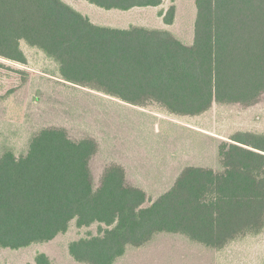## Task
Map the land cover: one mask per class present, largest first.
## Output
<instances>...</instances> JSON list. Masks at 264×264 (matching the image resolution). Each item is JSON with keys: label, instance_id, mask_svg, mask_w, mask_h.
Returning a JSON list of instances; mask_svg holds the SVG:
<instances>
[{"label": "trees", "instance_id": "trees-1", "mask_svg": "<svg viewBox=\"0 0 264 264\" xmlns=\"http://www.w3.org/2000/svg\"><path fill=\"white\" fill-rule=\"evenodd\" d=\"M86 1L123 11L164 2ZM196 7L187 44L167 29L97 24L65 0H0V57L27 65L25 43L54 61L65 82L178 117L199 116L215 103L257 102L264 94V0H196ZM175 17L171 6L164 20ZM98 151L94 137L75 139L46 126L25 153L1 155L0 249L48 243L72 222L97 223L100 234L71 242L69 254L81 263L114 264L161 233L221 249L264 230V133L239 131L223 140L220 169L186 166L150 204L121 164L107 165L94 182ZM34 264L51 260L41 253Z\"/></svg>", "mask_w": 264, "mask_h": 264}, {"label": "rangeland", "instance_id": "rangeland-1", "mask_svg": "<svg viewBox=\"0 0 264 264\" xmlns=\"http://www.w3.org/2000/svg\"><path fill=\"white\" fill-rule=\"evenodd\" d=\"M66 1L98 24L168 29L187 44L194 41L196 0H164L157 7L130 11L107 10L86 0ZM171 6H176V17L167 24L164 15ZM22 47L28 65L0 57V156L6 151L25 153L43 127H63L75 139L90 136L99 143L91 162L96 184L107 165L121 164L129 183L143 188L150 204L170 189L186 166L220 169L223 140L230 141L239 131L264 133V94L251 105L215 103L199 116L178 117L59 81L52 75L54 61L25 43ZM100 232L97 223L79 228L72 222L67 233L48 243L0 249V264H34L41 253L51 264H86L75 261L68 246ZM114 264H264V230L221 249L161 233L139 248L129 247Z\"/></svg>", "mask_w": 264, "mask_h": 264}, {"label": "crops", "instance_id": "crops-1", "mask_svg": "<svg viewBox=\"0 0 264 264\" xmlns=\"http://www.w3.org/2000/svg\"><path fill=\"white\" fill-rule=\"evenodd\" d=\"M66 1V0H65ZM88 2V1H87ZM101 8V7H100ZM104 9V8H103ZM133 9H136V8H133ZM133 9H130V10H133ZM78 10V9H77ZM107 10H111V9H107ZM117 10H119V9H117ZM130 10H127V11H130ZM121 11H123V10H121ZM85 14V13H84ZM92 19V18H91ZM94 22V21H93ZM96 23V22H95ZM98 24V23H97ZM102 25V24H101ZM106 26H110V25H106ZM112 27H116V26H112ZM122 28H127V27H122ZM168 30V29H167ZM28 65V64H27ZM53 76H55V78H58L56 75H55V73H53L52 74ZM59 79V81H63V80H61L60 78H58ZM65 82V81H64ZM65 83H69V82H65ZM75 86H79V85H75ZM80 87H82V88H87V87H83V86H80ZM90 89V88H89ZM135 106V105H134ZM127 171V170H126ZM127 177H128V174H127ZM132 185H134V184H132ZM135 186H138V185H135ZM138 187H140V186H138ZM172 187V186H171ZM170 187V188H171ZM141 188V187H140ZM143 189V188H142ZM144 190V189H143ZM147 193V192H146ZM148 196V195H147ZM149 200V199H148Z\"/></svg>", "mask_w": 264, "mask_h": 264}]
</instances>
